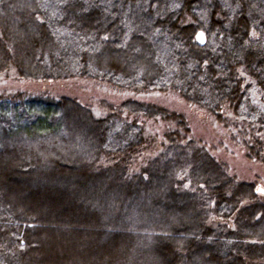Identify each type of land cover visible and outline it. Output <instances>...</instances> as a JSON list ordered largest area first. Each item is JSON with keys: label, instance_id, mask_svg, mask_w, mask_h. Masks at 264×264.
I'll return each mask as SVG.
<instances>
[{"label": "trees", "instance_id": "1", "mask_svg": "<svg viewBox=\"0 0 264 264\" xmlns=\"http://www.w3.org/2000/svg\"><path fill=\"white\" fill-rule=\"evenodd\" d=\"M0 76V264H264V0H0Z\"/></svg>", "mask_w": 264, "mask_h": 264}, {"label": "rangeland", "instance_id": "2", "mask_svg": "<svg viewBox=\"0 0 264 264\" xmlns=\"http://www.w3.org/2000/svg\"><path fill=\"white\" fill-rule=\"evenodd\" d=\"M10 80H13L12 77H4V76H0V85H7L9 84V82H11ZM212 130L209 126L206 127V128H202L200 129L201 132L203 133H207V132H210L209 131ZM213 135V133H211ZM211 138V137H209ZM160 149V144L158 142V144L156 145V147L153 149V150H150V151H147L143 154V156H141L139 158L138 161H140V164L141 163H144L146 159L148 158H152L153 156H155V154L159 151ZM230 165H232L237 173L240 175V176H244L245 178H253L254 176V173L258 172V173H262L264 174V171H262L260 168L258 169H253L247 162H245L242 157L240 156H231V160L229 161ZM139 164V163H138ZM264 188V186H263Z\"/></svg>", "mask_w": 264, "mask_h": 264}]
</instances>
